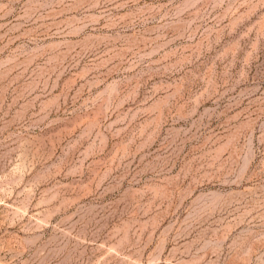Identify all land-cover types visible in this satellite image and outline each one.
<instances>
[{
    "label": "rangeland",
    "instance_id": "1",
    "mask_svg": "<svg viewBox=\"0 0 264 264\" xmlns=\"http://www.w3.org/2000/svg\"><path fill=\"white\" fill-rule=\"evenodd\" d=\"M0 264H264V0H0Z\"/></svg>",
    "mask_w": 264,
    "mask_h": 264
}]
</instances>
